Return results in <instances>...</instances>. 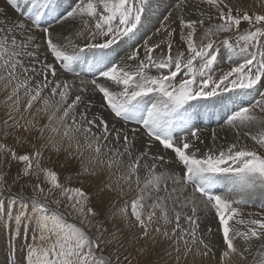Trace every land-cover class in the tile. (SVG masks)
<instances>
[{
  "label": "snow or ice",
  "instance_id": "6c2138e0",
  "mask_svg": "<svg viewBox=\"0 0 264 264\" xmlns=\"http://www.w3.org/2000/svg\"><path fill=\"white\" fill-rule=\"evenodd\" d=\"M5 4L15 15L0 8V166L7 154L20 165L16 180L35 181L32 195L10 193L5 208L0 167L6 264H140L145 249L133 256L127 246L157 237L171 242L175 264L181 249L188 264H264V204L242 211L264 196V13L226 0ZM153 17L159 27L141 36ZM175 22L183 51L173 52ZM222 58L228 68L218 71ZM203 117L220 129L208 143ZM10 135L16 147L5 142ZM45 152L64 153L78 186L41 164ZM101 173L103 219L84 187ZM32 223V243L17 261L14 238Z\"/></svg>",
  "mask_w": 264,
  "mask_h": 264
},
{
  "label": "rangeland",
  "instance_id": "374dc122",
  "mask_svg": "<svg viewBox=\"0 0 264 264\" xmlns=\"http://www.w3.org/2000/svg\"><path fill=\"white\" fill-rule=\"evenodd\" d=\"M4 1V0H3ZM256 1V2H255ZM5 2V1H4ZM70 2V0H61V6L66 7L67 4ZM226 2L232 6L234 9L239 8L243 10H247L249 13L252 12H257V13H264V6L262 5L260 0H226ZM200 7L211 14L212 16H215L216 13L213 9L209 8L207 5L201 4ZM11 9V8H10ZM12 11V9H11ZM14 13V12H13ZM15 14V13H14ZM174 19V18H173ZM208 23H219L218 20H212V21H207L206 20V26ZM172 28L176 29V35L174 37L173 41V52L180 50H184V46L182 41L179 38V27H178V22L172 23ZM159 27V21L153 17L150 22L146 23L144 29H142L140 35L145 36V35H151L152 32L155 31V28ZM248 24L246 22H242L240 26V30L244 31L248 29ZM224 35H229V34H224ZM221 47V51H223V47ZM127 49L125 48L124 52H121V55H124ZM166 51V47H165ZM157 54H159V50L157 51ZM228 68V63L226 62V59H221L219 65H218V71L219 70H226ZM153 74H155V70H153ZM0 118H3V110L0 109ZM212 123H216L215 121H212ZM210 124L208 123V120L206 117H203L200 121V125L198 126L202 131H201V137L202 139L205 140L207 143L208 141L210 142V133L211 130L217 124ZM222 123V122H221ZM203 126V127H202ZM205 127V128H204ZM217 131H220L218 128ZM250 141L249 146L250 147H255L254 143ZM9 146L16 147L14 140L12 136L10 135L7 140L5 141ZM18 151H24L23 149H17ZM264 151V150H261ZM49 153L45 152L44 154V159L41 161V164L43 166L52 168L54 171L57 172L58 174V179L61 184H64L68 187H75L78 186V181L75 176V171H76V166H74L71 163H65L64 160V153L62 152L59 156L55 154H51V158H49ZM87 155V154H86ZM3 172L6 177V183L4 184V191L2 193V197L4 199V205L5 208L8 206V200L7 197L9 196L10 193L12 194H19L21 191L23 192V195L25 197L32 195V188L31 184L34 183V180L31 181H20L16 180V174L17 170L20 167V165L16 162H11L9 163V159L7 157V154H5L4 157V163L2 166ZM104 174L101 173L97 178H90L84 185L85 190L88 191L92 197H93V203L96 205L97 209L100 210L103 208L102 214H101V219H103L106 214L107 210L109 208V200L108 197L99 191V185L100 181L103 179ZM41 180H43V177L41 176ZM45 187H47L45 185ZM134 195V192H126V196L124 197L125 199H128ZM53 196H49L48 200L51 203L53 200ZM97 199V200H96ZM112 199L116 200L117 204H122L123 200H121L119 197L113 195ZM67 203V200H63L61 205H60V210L62 212L68 213L70 212V209H67L64 207V204ZM264 204V196H261L259 194L253 196L249 200V204L243 206L242 211L244 213H256L260 212L262 210V207H258L259 205ZM53 208L56 207L55 204L51 205ZM19 205H17V208ZM69 220L74 221V222H79V217L76 216L75 214L69 215ZM115 222L118 226L120 225V222L118 220L112 221ZM112 222L108 223V227L111 228ZM15 230V226H13ZM35 228V224L32 223L30 224L27 228L20 227L18 229L17 235L14 238V247H15V256L13 257L17 261L20 260V258L24 255L25 253V248L27 244L32 243V238H33V229ZM92 233H95V228L92 229ZM9 231L8 229L0 226V264H6L7 257L9 255L8 248H9ZM137 247H143L145 251L143 253L139 254V261L140 264H149V262H152V264H175L176 260V253L175 251H172L171 258L166 254L167 251L171 250V242L170 241H162L159 237H157V240L155 244L151 240L147 242H141L140 245H137L135 243H132L127 246V251L132 252L133 256H137V252L135 249ZM183 249H181V264H188L187 261L184 260L183 255H182ZM217 258H218V253H217ZM191 257H189V260ZM247 261L241 262V264H245ZM132 264H137V260L133 259ZM203 264H217L216 260L212 259H207L203 262Z\"/></svg>",
  "mask_w": 264,
  "mask_h": 264
},
{
  "label": "bare ground",
  "instance_id": "6f19581e",
  "mask_svg": "<svg viewBox=\"0 0 264 264\" xmlns=\"http://www.w3.org/2000/svg\"><path fill=\"white\" fill-rule=\"evenodd\" d=\"M261 1V3H262V5L264 6V0H260ZM256 2V1H255ZM0 8H7V5L5 4V2L3 1V0H0ZM7 12H8V14L9 15H12V16H14L15 14L13 13V11H11V9L10 8H7ZM88 78H90V77H88ZM97 99V102L99 101V97H97L96 98ZM214 128H216V129H218L217 128V126H215ZM213 129V128H212ZM212 129H209V130H212ZM255 130V129H254ZM224 135V133L223 132H221V136H223ZM209 142V141H208ZM207 142V143H208ZM248 142V144H250V141L248 140L247 141ZM97 200V199H96ZM213 227H215V225H213ZM245 264H247V263H245Z\"/></svg>",
  "mask_w": 264,
  "mask_h": 264
}]
</instances>
